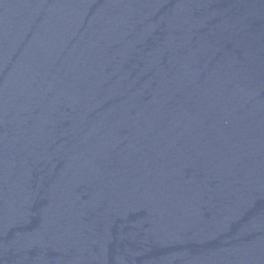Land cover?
Instances as JSON below:
<instances>
[{"label": "water", "instance_id": "95a60500", "mask_svg": "<svg viewBox=\"0 0 264 264\" xmlns=\"http://www.w3.org/2000/svg\"><path fill=\"white\" fill-rule=\"evenodd\" d=\"M264 23V0H0V260Z\"/></svg>", "mask_w": 264, "mask_h": 264}]
</instances>
